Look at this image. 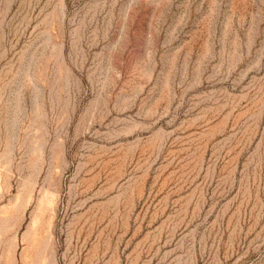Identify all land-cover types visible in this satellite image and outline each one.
Here are the masks:
<instances>
[{
	"label": "rangeland",
	"instance_id": "374dc122",
	"mask_svg": "<svg viewBox=\"0 0 264 264\" xmlns=\"http://www.w3.org/2000/svg\"><path fill=\"white\" fill-rule=\"evenodd\" d=\"M0 264H264V0H0Z\"/></svg>",
	"mask_w": 264,
	"mask_h": 264
}]
</instances>
